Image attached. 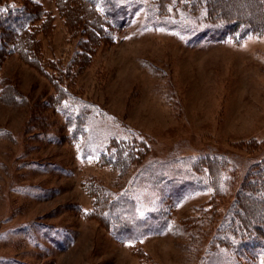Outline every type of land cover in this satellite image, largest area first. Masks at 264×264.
I'll use <instances>...</instances> for the list:
<instances>
[{
	"label": "rangeland",
	"instance_id": "rangeland-1",
	"mask_svg": "<svg viewBox=\"0 0 264 264\" xmlns=\"http://www.w3.org/2000/svg\"><path fill=\"white\" fill-rule=\"evenodd\" d=\"M56 1H37L49 17L29 33L35 60H0V264H264V251L233 256L212 243L264 159V35L208 40L148 25L144 7L114 40L101 24L83 36ZM75 98L95 106L83 137L58 108ZM207 154L235 167L221 195L187 191L190 178L171 169ZM123 193L136 219L162 213L164 223L116 238L100 208Z\"/></svg>",
	"mask_w": 264,
	"mask_h": 264
},
{
	"label": "trees",
	"instance_id": "trees-1",
	"mask_svg": "<svg viewBox=\"0 0 264 264\" xmlns=\"http://www.w3.org/2000/svg\"><path fill=\"white\" fill-rule=\"evenodd\" d=\"M37 1L32 0L28 5L14 3V0H0V60L18 51L30 61L35 60L36 54L31 47H35L36 41L33 43L32 35L29 33L35 27V23L43 22L49 17ZM228 1L151 0L144 3L143 0H57L56 2L58 9L64 12L63 16L66 17L71 29L75 32L79 31L83 36L101 24L107 32L112 33L111 40H114L117 31L129 24L135 14L144 7L147 9L148 25L165 27L208 40L221 42L233 40L241 43L249 36L264 35V0H251L252 7L248 6L247 0H233L231 3ZM19 35L27 37L26 47L25 40H19ZM19 45L22 48L24 46L25 49L22 51ZM3 98L7 99V97ZM58 108L67 118L68 125L73 126L76 137L87 134L91 117L88 109L94 110V104L70 99L64 103L59 102ZM105 148L107 150V147ZM178 162V166L173 165L171 169L179 172L182 170L190 178L188 182H184L187 191L213 188L218 195L226 190L222 174L224 175L226 170L229 172L235 168L229 158L218 154L189 157ZM153 168L150 165L146 166L141 176L148 174ZM171 200H178V193L171 196ZM133 207V200L123 193L117 198L106 201L100 208L105 218L113 219L109 229L120 240L140 239L148 233L153 222L163 224L165 221L162 213H152L144 220L140 217L136 219ZM262 219H264V159L249 167L244 183L229 212L221 221L212 243L229 248L233 256H246V251L258 256L259 251H264V237L254 235L255 232L250 230L255 225L264 229V223L261 224ZM139 224H143L142 227H139ZM255 243L258 245L256 246ZM262 246L263 249H258Z\"/></svg>",
	"mask_w": 264,
	"mask_h": 264
}]
</instances>
